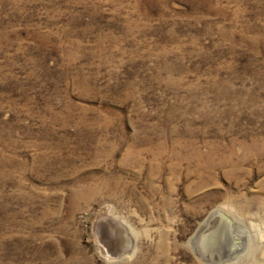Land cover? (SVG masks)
<instances>
[{
	"label": "rangeland",
	"instance_id": "1",
	"mask_svg": "<svg viewBox=\"0 0 264 264\" xmlns=\"http://www.w3.org/2000/svg\"><path fill=\"white\" fill-rule=\"evenodd\" d=\"M263 142L264 0H0V264H207L190 240L216 207L234 264H264ZM164 143L233 163L149 180L127 152Z\"/></svg>",
	"mask_w": 264,
	"mask_h": 264
},
{
	"label": "bare ground",
	"instance_id": "2",
	"mask_svg": "<svg viewBox=\"0 0 264 264\" xmlns=\"http://www.w3.org/2000/svg\"><path fill=\"white\" fill-rule=\"evenodd\" d=\"M170 145H172V144H170ZM221 145L222 144L210 145V149L206 155H203L201 153V151L198 149V147L194 144H188V145L175 144L174 146H168L165 143L164 144H157L155 146L147 144L144 146V148H141L140 150H137V151L132 150V151H129L127 153H128V155L134 156V162L139 164V165L144 164L142 162H144V160L149 157L148 163H147V177L149 180H153L155 177L161 176V174L163 173L162 165L165 163L169 164L167 167H165V171H168L174 178H177L180 175V169H179L178 165H180L182 161H185V162H187V165L190 166L192 159L194 160V162L197 166L196 168H198V169L197 170L196 169L191 170L189 167L186 171V176L192 175V173H194L198 177L200 175V170H202L201 168H204L205 166L212 167V169H213V167L219 168V167L225 166L227 164L233 163V158H234L233 152L234 151L232 152V149L230 146H227V148H226V146L222 147ZM243 145H246V144H243ZM263 149H264V145L261 144L260 147H258L257 149H253L252 152H247V155L253 156L255 153H260L261 151H263ZM183 151H186L187 153L192 154V156L184 157L182 155ZM225 153H227V155H225ZM71 167H73V166H71ZM210 169H209V171H210ZM151 183L152 182L150 181L149 185L152 187L153 185ZM78 195H79V193H78ZM213 211L224 212V213L226 212L228 214L230 212L229 209H226L224 207H216ZM206 220H207V218L204 220V222L201 224L200 227H204ZM216 224H218V221L216 223L215 222L213 223V225L210 227V229H209V231H207V233L210 231H213V233H215V231H216L215 229H217ZM207 233L205 231L204 235ZM238 233H239V235L244 236V235H242L243 234L242 230L240 232L238 231ZM96 234L98 235L99 241L102 245L101 250H102L104 255L124 254L127 251H129V248H130V245L132 242L131 230L127 226H125L124 224L119 222L117 219L112 218L110 216H104L103 218H101L96 225ZM195 235H196V233L194 234V236L190 240V246H191L192 250H194V251L196 249L198 250V248H197L198 246L202 247L201 250H204V245L202 243L200 244V242H199L203 233L201 234V236H199L197 238L195 237ZM210 238L208 239V241H210ZM236 260H237V258L232 260L230 263L234 264Z\"/></svg>",
	"mask_w": 264,
	"mask_h": 264
},
{
	"label": "water",
	"instance_id": "3",
	"mask_svg": "<svg viewBox=\"0 0 264 264\" xmlns=\"http://www.w3.org/2000/svg\"><path fill=\"white\" fill-rule=\"evenodd\" d=\"M217 221L215 233L213 231L207 233L213 223ZM205 231L207 234L204 235ZM202 233L199 242L204 245V250L198 246L195 253L207 264L229 263L246 247V238L239 235L235 221L224 212L212 211L207 216L204 227L197 230L195 237L201 236ZM209 238L210 241H208Z\"/></svg>",
	"mask_w": 264,
	"mask_h": 264
}]
</instances>
